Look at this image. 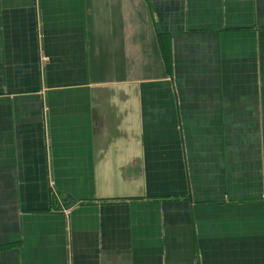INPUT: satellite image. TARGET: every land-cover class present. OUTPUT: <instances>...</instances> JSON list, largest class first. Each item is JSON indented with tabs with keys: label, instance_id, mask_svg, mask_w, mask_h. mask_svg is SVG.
<instances>
[{
	"label": "crops",
	"instance_id": "crops-1",
	"mask_svg": "<svg viewBox=\"0 0 264 264\" xmlns=\"http://www.w3.org/2000/svg\"><path fill=\"white\" fill-rule=\"evenodd\" d=\"M0 264H264V0H0Z\"/></svg>",
	"mask_w": 264,
	"mask_h": 264
},
{
	"label": "built area",
	"instance_id": "built-area-1",
	"mask_svg": "<svg viewBox=\"0 0 264 264\" xmlns=\"http://www.w3.org/2000/svg\"><path fill=\"white\" fill-rule=\"evenodd\" d=\"M51 185L54 186V183H52Z\"/></svg>",
	"mask_w": 264,
	"mask_h": 264
},
{
	"label": "rangeland",
	"instance_id": "rangeland-1",
	"mask_svg": "<svg viewBox=\"0 0 264 264\" xmlns=\"http://www.w3.org/2000/svg\"><path fill=\"white\" fill-rule=\"evenodd\" d=\"M52 184V183H51Z\"/></svg>",
	"mask_w": 264,
	"mask_h": 264
}]
</instances>
